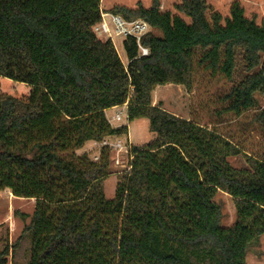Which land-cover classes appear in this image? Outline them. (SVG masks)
Listing matches in <instances>:
<instances>
[{"label":"trees","instance_id":"obj_1","mask_svg":"<svg viewBox=\"0 0 264 264\" xmlns=\"http://www.w3.org/2000/svg\"><path fill=\"white\" fill-rule=\"evenodd\" d=\"M101 1L0 0V77L31 88L22 98L0 95V191L36 201L0 264L26 239L27 264H246L250 245L264 236V156L235 168L234 144L153 105V92L165 85L191 91L194 58L203 52L200 64L230 81L241 64L227 110H256V94L264 95V24L246 17L239 2L224 25L206 0L175 6L189 23L161 12L159 0L114 7L109 13L151 27L141 41L147 56L135 39L124 40V65L115 44L94 32ZM124 106L128 121L148 119L156 138L132 148L131 170L109 200L110 151L102 148L98 161L74 152L127 135L128 125L113 127L105 113ZM254 121L264 138V109ZM219 193L235 203L230 227L221 226Z\"/></svg>","mask_w":264,"mask_h":264},{"label":"rangeland","instance_id":"obj_2","mask_svg":"<svg viewBox=\"0 0 264 264\" xmlns=\"http://www.w3.org/2000/svg\"><path fill=\"white\" fill-rule=\"evenodd\" d=\"M206 1L211 13L221 14L223 25L225 19L230 15L233 2L240 3L244 8L246 17L254 18L258 24H264V0ZM152 2L153 0H102L101 8L105 12H110L114 7L136 9L141 5L150 8ZM159 2L161 12H171L179 15L187 23L190 22L188 17L175 9V6L181 0H159ZM113 43L122 62L127 65L128 59L124 50V39L116 37ZM202 55L203 52H198L194 58L191 91H188L184 86H158L153 92V105L160 106L167 112L181 118L195 121L228 139L240 151L239 156L230 159L231 164L235 168H243L247 165L249 157L260 160L264 156V138L261 127L254 121L256 111L264 109V95L256 94L258 103L256 110L246 111L240 116L230 113L227 109L231 102L225 97L231 91L234 83L244 76L241 71V64L235 70V79L230 81L220 70L217 69L214 72L212 69H206V65H201L199 61ZM238 61L240 63V57ZM30 91L31 88L26 84L0 77V95L5 94L22 98L28 96ZM118 112H122L121 121L114 120ZM106 114L113 127L128 125V134L120 138L122 141L128 138L133 147H144L155 140V134L149 129V120L141 118L129 122L126 106L109 109ZM101 150L102 147L99 143L88 142L82 149L76 150L74 155L76 157L86 155L90 160L97 161L98 159L95 160V157L100 158ZM68 155L70 156L71 153ZM109 170L111 174L104 183V189L107 199L113 200L123 174L119 173L121 168L114 165L112 153H110ZM215 201L222 207L221 226H232L236 221L234 200L227 194L219 193ZM35 207V199L16 198L8 189L0 191V252L6 244L13 246L16 243L25 226L29 224ZM22 215L27 217L24 218ZM11 251L13 252H11L12 255L9 258V264H27L30 242L27 239L23 240L17 248H13ZM246 264H264V236L250 245L246 256Z\"/></svg>","mask_w":264,"mask_h":264},{"label":"built area","instance_id":"obj_3","mask_svg":"<svg viewBox=\"0 0 264 264\" xmlns=\"http://www.w3.org/2000/svg\"><path fill=\"white\" fill-rule=\"evenodd\" d=\"M150 30V25L143 20L128 21L119 15L103 10L100 23L94 27V32L100 39L111 40L112 42L116 37L124 40L128 38L135 39L140 50V56L149 54V50L141 45V41ZM114 120L121 121L122 112H118ZM99 144L102 148H106L112 153L114 165L117 168H121L119 173L124 174L131 170L134 156L132 154L133 146L128 138L125 141H122L120 137L106 138ZM96 159L99 160V157H95Z\"/></svg>","mask_w":264,"mask_h":264},{"label":"crops","instance_id":"obj_4","mask_svg":"<svg viewBox=\"0 0 264 264\" xmlns=\"http://www.w3.org/2000/svg\"><path fill=\"white\" fill-rule=\"evenodd\" d=\"M124 107H125V106H124ZM116 108H118V107H116ZM105 113H107V111H106ZM106 117H107V114H106Z\"/></svg>","mask_w":264,"mask_h":264}]
</instances>
